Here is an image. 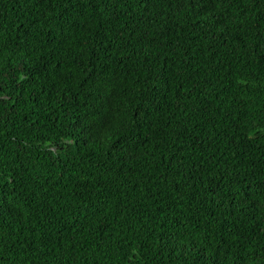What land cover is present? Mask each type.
<instances>
[{
    "label": "trees",
    "instance_id": "obj_1",
    "mask_svg": "<svg viewBox=\"0 0 264 264\" xmlns=\"http://www.w3.org/2000/svg\"><path fill=\"white\" fill-rule=\"evenodd\" d=\"M0 264H264V0H0Z\"/></svg>",
    "mask_w": 264,
    "mask_h": 264
}]
</instances>
